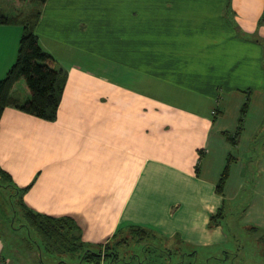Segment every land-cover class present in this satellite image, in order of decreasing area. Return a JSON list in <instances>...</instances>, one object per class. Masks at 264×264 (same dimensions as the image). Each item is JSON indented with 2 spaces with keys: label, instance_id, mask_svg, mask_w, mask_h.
I'll return each instance as SVG.
<instances>
[{
  "label": "crops",
  "instance_id": "crops-1",
  "mask_svg": "<svg viewBox=\"0 0 264 264\" xmlns=\"http://www.w3.org/2000/svg\"><path fill=\"white\" fill-rule=\"evenodd\" d=\"M263 12L264 0H45L32 32L65 73L55 118L11 107L0 115V170L15 188L28 187L20 202L71 219L85 244L117 242L131 226L158 243L147 242L150 258L141 261L131 243L119 244L116 264L228 255L234 235L222 223L224 205L245 188L230 152L264 123ZM12 23L0 22V79L20 36ZM21 94L12 89L19 102ZM246 98L232 146L221 133L235 130ZM256 171L242 224L264 249V154ZM0 260L11 264L1 246Z\"/></svg>",
  "mask_w": 264,
  "mask_h": 264
},
{
  "label": "trees",
  "instance_id": "trees-1",
  "mask_svg": "<svg viewBox=\"0 0 264 264\" xmlns=\"http://www.w3.org/2000/svg\"><path fill=\"white\" fill-rule=\"evenodd\" d=\"M17 5L26 2L35 4L36 9L27 15H24L25 22L22 24L21 33L17 41L15 57L12 64L0 79V115L6 107L17 109L18 111L51 122L56 115V109L60 100L61 92L65 81L63 70L54 67L52 58L45 53L38 45L36 36L33 34V26L39 16V7L45 0H15ZM13 18L12 22H15ZM6 18H0V22H10ZM258 26H264V12L259 17ZM19 80L23 82L28 97L25 101L19 102L11 95L13 86ZM248 106V100L245 99L242 104L236 128L233 132H222L224 139L234 145L236 138L242 130L243 116ZM229 157L218 178L215 190L220 193L223 184L228 175ZM0 179L5 181L9 190L18 197V205L26 223L33 230L40 247L43 251L55 256H76L79 264H116L119 262L118 254L114 247L119 244H137L141 249L146 248V244H141L146 239L148 233L140 227L131 226L126 231L129 237L119 238L117 242H110L104 245H89L81 242L79 230L74 222L69 218H51L39 215L26 209L20 196L28 187L17 189L11 184L10 177L0 170ZM220 214L211 217L210 226L218 225ZM113 239V237H112ZM115 239V238H114ZM112 243V244H111ZM38 249L39 246L37 245ZM193 254V252L191 253ZM60 264L65 262L59 261ZM149 264H154L151 261Z\"/></svg>",
  "mask_w": 264,
  "mask_h": 264
},
{
  "label": "rangeland",
  "instance_id": "rangeland-1",
  "mask_svg": "<svg viewBox=\"0 0 264 264\" xmlns=\"http://www.w3.org/2000/svg\"><path fill=\"white\" fill-rule=\"evenodd\" d=\"M35 9L36 6L32 2L17 5L15 0H0V16H4V18L9 21L13 18L17 19L15 22H17V25L20 27V33L22 24L26 20L24 15L35 11ZM5 26L10 28L14 27L15 29V24L12 23V21L8 22ZM13 90L17 95L21 96L22 90H25L23 82L19 80L15 83ZM259 127L260 129H258L250 141L243 139L242 142L240 141V148L236 151L232 149L230 152V155L234 156L239 162L237 167L239 171L243 168L242 176L245 182V188L233 202H225L224 205L226 210L222 223L225 225L228 235L230 233L234 235L233 238H230L229 244L230 246L232 244V248L228 255L222 254L220 256V261H211L208 264H264V253H262L264 249L256 247L253 244L254 237L244 230L242 224L245 205L250 199V186H253L256 179L259 177L256 171V163H258L264 154V123ZM10 194H13V192L8 189L5 181L0 179V246L3 248V256L7 257L11 264H46L47 261L49 263L55 262V264H58L59 261H65L69 264H79L76 256H62L56 258L45 254L46 252L41 248H36L37 245L39 246V242L36 241L37 238L35 233L30 229L22 216V212L17 203L18 197L15 195L10 197ZM227 208L231 209V213H227ZM125 236L129 237L127 233ZM151 238L152 237L147 236L141 243L144 245H147V242L149 244L151 242L158 244L154 240H149ZM123 249L127 250L128 246ZM131 249L134 254L136 253L137 260L141 261L143 258H147L143 249H141L142 255L138 254L140 252L139 245L131 244ZM32 253L36 254L37 262L34 259L33 263V261L29 259L28 255ZM130 256L132 258V255ZM149 258L150 257L147 259ZM175 260L176 258L172 257L171 263H176ZM128 261L129 259H122V264ZM162 261V258L158 259L159 264H162Z\"/></svg>",
  "mask_w": 264,
  "mask_h": 264
},
{
  "label": "built area",
  "instance_id": "built-area-1",
  "mask_svg": "<svg viewBox=\"0 0 264 264\" xmlns=\"http://www.w3.org/2000/svg\"><path fill=\"white\" fill-rule=\"evenodd\" d=\"M0 264H7V262L4 260H0Z\"/></svg>",
  "mask_w": 264,
  "mask_h": 264
}]
</instances>
